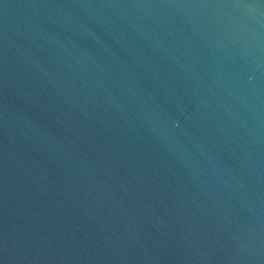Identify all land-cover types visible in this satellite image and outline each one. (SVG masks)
Segmentation results:
<instances>
[{
  "label": "water",
  "instance_id": "obj_1",
  "mask_svg": "<svg viewBox=\"0 0 264 264\" xmlns=\"http://www.w3.org/2000/svg\"><path fill=\"white\" fill-rule=\"evenodd\" d=\"M0 264H264V0H0Z\"/></svg>",
  "mask_w": 264,
  "mask_h": 264
}]
</instances>
